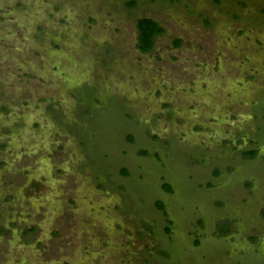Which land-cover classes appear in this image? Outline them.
Segmentation results:
<instances>
[{
  "label": "rangeland",
  "instance_id": "1",
  "mask_svg": "<svg viewBox=\"0 0 264 264\" xmlns=\"http://www.w3.org/2000/svg\"><path fill=\"white\" fill-rule=\"evenodd\" d=\"M0 264H264V0H0Z\"/></svg>",
  "mask_w": 264,
  "mask_h": 264
},
{
  "label": "trees",
  "instance_id": "2",
  "mask_svg": "<svg viewBox=\"0 0 264 264\" xmlns=\"http://www.w3.org/2000/svg\"><path fill=\"white\" fill-rule=\"evenodd\" d=\"M137 30H138V49L142 52H148L153 48L154 39L159 34L163 33L164 28L153 18L143 17L137 20ZM257 153L256 149H250L246 151L248 156H254ZM124 171L125 170L124 168ZM128 172V171H127ZM167 187L171 189V187L167 184ZM161 206L162 203L159 202ZM164 207V206H163ZM170 225H168L167 229L170 230Z\"/></svg>",
  "mask_w": 264,
  "mask_h": 264
},
{
  "label": "water",
  "instance_id": "3",
  "mask_svg": "<svg viewBox=\"0 0 264 264\" xmlns=\"http://www.w3.org/2000/svg\"><path fill=\"white\" fill-rule=\"evenodd\" d=\"M237 117H240V115H238Z\"/></svg>",
  "mask_w": 264,
  "mask_h": 264
}]
</instances>
